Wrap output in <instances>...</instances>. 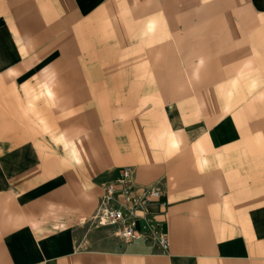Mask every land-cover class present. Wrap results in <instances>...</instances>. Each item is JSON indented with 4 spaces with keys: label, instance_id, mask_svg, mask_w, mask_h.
<instances>
[{
    "label": "crops",
    "instance_id": "0c3cea01",
    "mask_svg": "<svg viewBox=\"0 0 264 264\" xmlns=\"http://www.w3.org/2000/svg\"><path fill=\"white\" fill-rule=\"evenodd\" d=\"M126 168L167 251L84 238ZM0 264H264V0H0Z\"/></svg>",
    "mask_w": 264,
    "mask_h": 264
},
{
    "label": "built area",
    "instance_id": "2783aa9c",
    "mask_svg": "<svg viewBox=\"0 0 264 264\" xmlns=\"http://www.w3.org/2000/svg\"><path fill=\"white\" fill-rule=\"evenodd\" d=\"M163 190L159 184L138 187L134 171L126 168L117 180L108 182L100 198V207L93 218L99 227L112 229L115 237L126 243L144 238L168 250V240L163 233V223L150 212L153 205L165 207ZM144 229L139 230V224Z\"/></svg>",
    "mask_w": 264,
    "mask_h": 264
},
{
    "label": "rangeland",
    "instance_id": "374dc122",
    "mask_svg": "<svg viewBox=\"0 0 264 264\" xmlns=\"http://www.w3.org/2000/svg\"><path fill=\"white\" fill-rule=\"evenodd\" d=\"M83 234H84V238L85 240H87L88 242V246L90 247H108L107 243H111L112 240L115 239V235L112 231V229L107 228V227H99L94 220H91L87 223L86 226H84V229L82 230ZM91 238H94V242L93 240L91 241ZM98 238L102 239H106L107 242H96V240H99Z\"/></svg>",
    "mask_w": 264,
    "mask_h": 264
}]
</instances>
